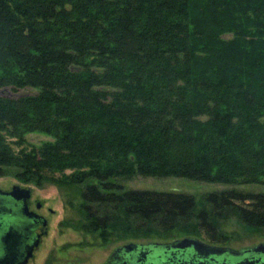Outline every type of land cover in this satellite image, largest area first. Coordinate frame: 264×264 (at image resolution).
Returning <instances> with one entry per match:
<instances>
[{"label": "trees", "instance_id": "16d2710c", "mask_svg": "<svg viewBox=\"0 0 264 264\" xmlns=\"http://www.w3.org/2000/svg\"><path fill=\"white\" fill-rule=\"evenodd\" d=\"M7 88L37 93L0 96V175L84 185L95 230L194 225L225 246L218 221L264 229V193H211L197 211L192 195L117 183L264 187V0H0Z\"/></svg>", "mask_w": 264, "mask_h": 264}, {"label": "rangeland", "instance_id": "374dc122", "mask_svg": "<svg viewBox=\"0 0 264 264\" xmlns=\"http://www.w3.org/2000/svg\"><path fill=\"white\" fill-rule=\"evenodd\" d=\"M36 93L37 91L31 89L15 91L7 88L0 91V96L18 99ZM47 139L39 135L28 137L29 142L36 145ZM70 172L67 171L66 174ZM117 183L125 191L141 190L192 195L196 199L197 211L207 207L203 198L211 193L219 194L233 190L244 193H264V187L260 185L231 186L175 177L135 176L127 181L118 180ZM15 185L32 190L33 206L35 207L37 203L42 204L39 214L48 224V235L43 239L29 264H105L114 250L122 245L168 243L184 238L202 239L194 225L187 230H177L166 236L154 234L137 238L128 235L124 230L111 228L107 230V233H103L88 225L89 222L85 219L82 199L84 185L51 182H45L42 185L24 184L17 179L15 169H8L0 175V189L10 190ZM218 227L228 238L225 246L241 249L264 243V229H251L231 219L218 221Z\"/></svg>", "mask_w": 264, "mask_h": 264}, {"label": "water", "instance_id": "95a60500", "mask_svg": "<svg viewBox=\"0 0 264 264\" xmlns=\"http://www.w3.org/2000/svg\"><path fill=\"white\" fill-rule=\"evenodd\" d=\"M30 193L29 189L18 185L13 186L10 192L0 189V264H27L34 248L38 246V221L28 213L26 206ZM28 223H31L29 229ZM27 237L32 239V243L25 246L24 240ZM125 249L128 250L126 255L129 257V264H227L230 261L234 264H264V244L246 251H237L228 247L212 246L196 238H184L146 247L129 244ZM137 250L147 251L146 257L138 260V256L135 257ZM178 254H182L188 262L178 261L175 258Z\"/></svg>", "mask_w": 264, "mask_h": 264}, {"label": "flooded vegetation", "instance_id": "af4514ba", "mask_svg": "<svg viewBox=\"0 0 264 264\" xmlns=\"http://www.w3.org/2000/svg\"><path fill=\"white\" fill-rule=\"evenodd\" d=\"M19 186V185H18ZM21 187V186H20ZM13 188V187H12ZM12 188L10 190H2V191H6V192H10L12 190ZM23 189H29L31 191L30 193V198L26 201V206H27V209H28V213L30 215H33L34 217L37 218V221H38V225L36 226V233L40 236V239H39V243H38V246L34 248L33 252H32V256L30 257L29 261L27 264H29L33 258H34V255H35V252L39 249L43 239L48 235V224L47 222H45L44 220V217L39 214V211L42 210V204L41 203H37L35 205V207L33 206V202H32V190L30 188H26V187H21ZM27 221V220H26ZM25 221V227H27V222ZM29 227H31V223L29 224L28 223V229ZM29 236V234H28ZM198 239V238H196ZM209 245H212V246H220V247H228V248H232L230 246H224V245H217V244H212V243H209V242H206L202 239H199ZM174 241H177V240H174ZM172 241V242H174ZM172 242H168V243H172ZM24 243H25V246L28 245L29 243H32V239H29V237H27L25 240H24ZM134 245L136 246H148V245H151V244H167V243H155V242H150V243H138V244H135L133 243ZM260 244H264V243H260ZM129 245V244H127ZM127 245H122L118 248H116L114 250V252L112 253V255L110 256V258L106 261L105 264H129V257L128 255H126L128 252L127 249H125V246ZM259 245V244H257ZM257 245H253V246H250V247H246V248H241V249H236V248H232V249H235L237 251H246L248 249H251ZM137 254L135 255V257L138 256V260H142L146 257V253L147 251H142V250H137ZM165 257H168L165 255ZM175 258L178 260V261H186L187 258H184L182 256V254H178V256H175ZM188 262V260L186 261ZM227 264H234L233 262H226ZM156 264V263H155ZM194 264H196L194 262Z\"/></svg>", "mask_w": 264, "mask_h": 264}]
</instances>
